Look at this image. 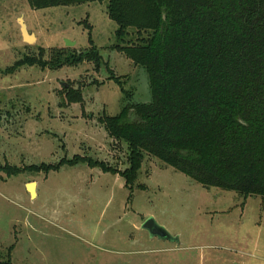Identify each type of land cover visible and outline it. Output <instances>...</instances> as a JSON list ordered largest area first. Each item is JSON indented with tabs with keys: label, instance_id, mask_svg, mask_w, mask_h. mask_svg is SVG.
<instances>
[{
	"label": "rangeland",
	"instance_id": "rangeland-1",
	"mask_svg": "<svg viewBox=\"0 0 264 264\" xmlns=\"http://www.w3.org/2000/svg\"><path fill=\"white\" fill-rule=\"evenodd\" d=\"M107 1L31 9L26 0H0V163L24 168L77 161L49 172L0 171V260L13 264H264V199L204 187L157 158L144 155L132 187L120 173L130 167L124 142L111 137L104 117L132 102L150 101L148 76L116 51L117 28ZM22 19L35 41L21 35ZM66 41L74 42L67 47ZM96 46L108 63L60 67L52 49L75 54ZM66 84V86H64ZM71 100V101H70ZM134 118L131 115V119ZM35 182V196L27 183ZM152 217L176 240L152 237Z\"/></svg>",
	"mask_w": 264,
	"mask_h": 264
},
{
	"label": "trees",
	"instance_id": "trees-1",
	"mask_svg": "<svg viewBox=\"0 0 264 264\" xmlns=\"http://www.w3.org/2000/svg\"><path fill=\"white\" fill-rule=\"evenodd\" d=\"M26 1L31 9L107 1L117 25L113 48L147 74L150 101L132 102L121 87L120 114L101 120L127 146L130 167L120 173L126 186L134 184L146 154L204 187L264 199V0ZM91 46L80 54L52 49L48 62L25 56L7 71L90 62L96 70L106 67L108 79L121 85ZM77 161L115 172L77 156L39 167L0 163V171L47 173ZM0 264L13 263L8 258Z\"/></svg>",
	"mask_w": 264,
	"mask_h": 264
},
{
	"label": "water",
	"instance_id": "water-1",
	"mask_svg": "<svg viewBox=\"0 0 264 264\" xmlns=\"http://www.w3.org/2000/svg\"><path fill=\"white\" fill-rule=\"evenodd\" d=\"M19 22H20V30L23 40L26 43L34 42L35 35L32 33H28L26 25L23 23L21 18L19 19ZM74 44H75L74 42L66 41L67 47H72L74 46ZM64 86H66V84ZM35 187H36L35 182L27 183V190L32 197L35 196ZM141 227L147 230L152 237H158L160 239H165L170 241L176 240V237H173L164 227L159 225L152 217L147 218L142 223Z\"/></svg>",
	"mask_w": 264,
	"mask_h": 264
}]
</instances>
